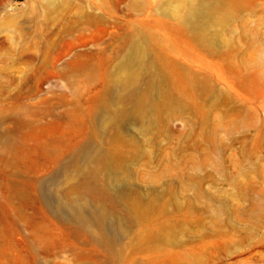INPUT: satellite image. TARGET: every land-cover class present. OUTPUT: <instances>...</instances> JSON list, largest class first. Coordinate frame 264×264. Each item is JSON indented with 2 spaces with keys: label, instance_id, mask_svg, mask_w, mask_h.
Wrapping results in <instances>:
<instances>
[{
  "label": "rangeland",
  "instance_id": "obj_1",
  "mask_svg": "<svg viewBox=\"0 0 264 264\" xmlns=\"http://www.w3.org/2000/svg\"><path fill=\"white\" fill-rule=\"evenodd\" d=\"M46 1L0 0V28L9 14L27 21L26 34L0 30L1 110L44 107L45 100L57 106L63 94H70L63 73L75 54L95 49L115 54L123 43V32L118 30L114 38L113 28L88 32L89 41L76 34L74 45L66 40L39 70L41 32L50 31ZM164 1L83 0L85 9L101 15L105 25H133L146 37L156 62L151 84L147 74L141 83L153 110L123 129L141 154L127 158L128 172L119 187L133 195H160L163 186L167 192L156 202L151 223L135 228L133 234L143 240L123 243L125 262L120 264H264V0H223L222 11L193 18L201 23L199 37L187 19L189 0H183L176 20L159 13ZM104 72L98 65L91 74H71L81 94L76 101L84 109L99 91ZM95 144L104 152L109 149L100 138ZM127 147L122 148L125 154L133 149ZM174 190L181 206L177 213L171 204ZM163 203L182 246L156 253L146 234L160 221ZM20 229L14 239L24 243L33 228L21 223ZM55 240L64 238L57 235ZM99 255L105 256L102 251ZM58 256L55 264H73L70 251Z\"/></svg>",
  "mask_w": 264,
  "mask_h": 264
},
{
  "label": "bare ground",
  "instance_id": "obj_2",
  "mask_svg": "<svg viewBox=\"0 0 264 264\" xmlns=\"http://www.w3.org/2000/svg\"><path fill=\"white\" fill-rule=\"evenodd\" d=\"M78 1V5L70 0L45 2L50 31L48 35L41 32L39 70L49 65V54L66 40L74 45L76 34L89 41L88 32L113 28L110 33L114 38L118 30L123 32V43L115 54L108 55L105 49L75 54L63 73L69 79L70 94H63L57 106L45 100L44 107H19L17 113L12 108L0 109V264H55L65 250L72 253L73 264L125 262L123 243L129 238L131 245L143 240L134 230L151 223L156 202L167 192L163 186L160 195H133L119 187L128 172L127 158L137 159L141 154L135 142L125 139L123 129L153 110L141 90L143 76L147 74L151 84L156 69L146 37L131 24L105 25L101 15L86 10L83 0ZM222 2L189 0L187 19L197 37L201 23L193 18L222 11ZM183 5V0H165L159 13L176 20ZM33 13L38 14L36 9ZM2 21L5 24L0 30L26 34L27 21L18 15L9 14ZM98 65L105 69L104 78L89 108L84 109L76 101L81 94L70 77L91 74ZM68 96L74 100H66ZM59 108L63 109L60 113ZM171 111L177 115L174 106ZM96 138L108 145L106 152L96 146ZM124 146L133 149L125 154ZM171 204L174 213L181 210L176 190ZM169 213L167 203L160 205L161 219L146 234L149 249L156 253L182 246L175 227H169ZM21 223L33 228L32 237L24 243L14 239ZM57 235L64 241L56 243ZM101 251L105 256L99 255Z\"/></svg>",
  "mask_w": 264,
  "mask_h": 264
}]
</instances>
